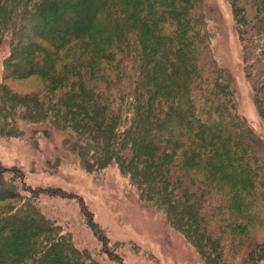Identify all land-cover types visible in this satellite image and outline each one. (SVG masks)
I'll list each match as a JSON object with an SVG mask.
<instances>
[{"label":"trees","instance_id":"1","mask_svg":"<svg viewBox=\"0 0 264 264\" xmlns=\"http://www.w3.org/2000/svg\"><path fill=\"white\" fill-rule=\"evenodd\" d=\"M229 2L263 114L264 0ZM26 25L33 39L21 51L15 37ZM7 34L5 70L21 72L6 70L9 78L37 75L54 98L2 84L0 133L21 135L23 119L65 132L66 149L89 171L116 164L207 261L228 264L217 250L246 238L238 222L264 229V141L237 112L232 78L212 52L205 0H0V48ZM16 48L27 52L24 63L9 65ZM165 90L172 97L158 95ZM23 177L0 162V264H101L44 216L41 190ZM249 254L246 264H259L264 242Z\"/></svg>","mask_w":264,"mask_h":264},{"label":"rangeland","instance_id":"2","mask_svg":"<svg viewBox=\"0 0 264 264\" xmlns=\"http://www.w3.org/2000/svg\"><path fill=\"white\" fill-rule=\"evenodd\" d=\"M205 4L207 24L212 32V52L232 78L237 112L264 141V112L258 109L253 84L246 72L243 44L232 6L229 0H205ZM29 7L40 8L35 2ZM134 19L136 21L137 16ZM24 29L25 32L15 37L21 51L33 39L30 26ZM9 44L8 35L0 48V86L4 84L20 95L36 94L53 99L54 92L51 94L50 89L54 86L37 75L9 78L6 70L21 73L18 67L9 66L5 70ZM17 50L9 65L24 63L27 52L16 56ZM107 72L112 75V71ZM163 93L160 91L158 95L172 97L171 92ZM19 126L23 130L19 136L0 133V162L5 167L19 168L26 186L41 190L36 205L46 218L71 236L78 249L87 250L101 264H222L218 259L207 261L184 227L173 223L162 206L142 199L138 188L116 164L91 172L77 153L66 149L64 141L68 135L65 132L33 120L23 119ZM21 179H18L20 186ZM77 196L107 238L106 247L90 227L88 214L82 211ZM204 203L200 202L207 206ZM6 204L9 201L2 202ZM238 224L245 229L246 238L225 244L220 248L221 253L217 250L228 264H246L252 243L264 242L263 228L242 221ZM259 264H264V259Z\"/></svg>","mask_w":264,"mask_h":264}]
</instances>
